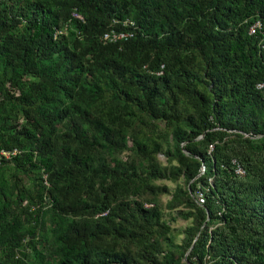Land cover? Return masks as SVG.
Here are the masks:
<instances>
[{
  "label": "trees",
  "instance_id": "obj_1",
  "mask_svg": "<svg viewBox=\"0 0 264 264\" xmlns=\"http://www.w3.org/2000/svg\"><path fill=\"white\" fill-rule=\"evenodd\" d=\"M0 264H264V0H0Z\"/></svg>",
  "mask_w": 264,
  "mask_h": 264
},
{
  "label": "built area",
  "instance_id": "obj_2",
  "mask_svg": "<svg viewBox=\"0 0 264 264\" xmlns=\"http://www.w3.org/2000/svg\"><path fill=\"white\" fill-rule=\"evenodd\" d=\"M259 25H260L259 23H256L255 25H253L251 27V32H255L256 27ZM108 37H109V34H106L105 38H108ZM121 37H125V34L122 33L120 35V38ZM261 86H262V84H261ZM233 163L236 165V167H235L236 174H238L239 176H243L245 174V169L239 164V162L236 159L233 160ZM205 169H206L205 166L202 165L201 174L205 172ZM195 198H196V201L199 205H203L205 203L206 196H205V191L202 189V187L199 186L198 189L196 190Z\"/></svg>",
  "mask_w": 264,
  "mask_h": 264
},
{
  "label": "rangeland",
  "instance_id": "obj_3",
  "mask_svg": "<svg viewBox=\"0 0 264 264\" xmlns=\"http://www.w3.org/2000/svg\"><path fill=\"white\" fill-rule=\"evenodd\" d=\"M161 158H163V156L161 155ZM170 187L173 188L175 185L173 183L168 182ZM187 221L183 220V219H178V221H176L175 223H173L174 226H176L177 228H184L187 225Z\"/></svg>",
  "mask_w": 264,
  "mask_h": 264
},
{
  "label": "clouds",
  "instance_id": "obj_4",
  "mask_svg": "<svg viewBox=\"0 0 264 264\" xmlns=\"http://www.w3.org/2000/svg\"><path fill=\"white\" fill-rule=\"evenodd\" d=\"M78 17L82 18L80 15H77ZM105 38V37H104Z\"/></svg>",
  "mask_w": 264,
  "mask_h": 264
}]
</instances>
